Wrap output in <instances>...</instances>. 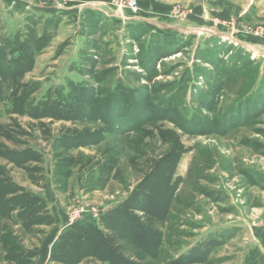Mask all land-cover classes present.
Instances as JSON below:
<instances>
[{"label":"rangeland","instance_id":"rangeland-1","mask_svg":"<svg viewBox=\"0 0 264 264\" xmlns=\"http://www.w3.org/2000/svg\"><path fill=\"white\" fill-rule=\"evenodd\" d=\"M153 1L0 0L2 177L65 222L0 217V264H264V0Z\"/></svg>","mask_w":264,"mask_h":264},{"label":"trees","instance_id":"trees-1","mask_svg":"<svg viewBox=\"0 0 264 264\" xmlns=\"http://www.w3.org/2000/svg\"><path fill=\"white\" fill-rule=\"evenodd\" d=\"M5 154V158L8 157L9 159L7 160H10L16 165H20L21 162L26 160L17 159L12 154ZM3 173L4 170L0 167V217L6 215L7 212H5V210L10 206H20L24 208V211H29L31 209V206H34L36 204V201L25 194L16 195L15 197L11 198L6 197L5 195H7L9 192H15L18 190L7 179H4V177H2ZM128 210H132V208H130L129 205L126 204L122 210L117 212V223H119L121 219L127 217ZM143 212L146 213V211ZM22 215H28L29 220L31 218L30 211L28 213H20V216ZM89 227L92 229V231L94 230V227H91L90 225H81L72 227L71 229L66 231L62 236L63 241L55 249L56 253H54V257H57V259L64 258L65 262H72L75 260V258L81 259L85 258L86 256L100 258L102 261L109 260L108 253L112 252V247L107 242V237L102 238L100 235H98L100 234L98 231H94L95 233L93 235H86L85 237L83 235H80L83 229L86 230V228ZM0 241H2L6 245V248H8V254L15 253L16 256H18L16 257V259H19L20 257L22 258L23 252H21V248L15 244V241L10 233L5 236L0 235ZM9 246L11 249H9ZM66 247L69 248V252L65 249ZM71 248H73L75 251L70 250Z\"/></svg>","mask_w":264,"mask_h":264},{"label":"crops","instance_id":"crops-1","mask_svg":"<svg viewBox=\"0 0 264 264\" xmlns=\"http://www.w3.org/2000/svg\"><path fill=\"white\" fill-rule=\"evenodd\" d=\"M94 2L95 5H98V7L92 6V3ZM155 3V0L153 1ZM106 0H75L74 4L71 7V10H69L71 13L73 12H79V11H88V10H93L101 15H103L106 18H117L116 20L118 21H126L128 20L127 17H122L119 18L117 16H113L109 11H107L106 9ZM27 161L33 160V159H26ZM35 161L38 159H34ZM12 166L16 167L15 163L11 162L10 160H8ZM25 165V164H24ZM23 165V166H24ZM18 166V165H17ZM3 170H5V168L3 166H0ZM27 168V167H24ZM4 175V173H3ZM10 178H8V181L11 183V181L9 180ZM12 184V183H11ZM21 190L15 191V192H9L6 197L11 198V197H15L16 195H20ZM32 195V194H31ZM32 199H34L36 201V204L34 206H31V209L29 210L31 212V218L30 220L28 219V215H22L20 216V213H28L29 211H24V208L20 207V206H13V207H7V209L5 210L6 215L5 216H1V218H7L8 220H10L13 224H17L21 227H25L26 223L30 222V221H36L34 222L33 227L35 226H40L43 224L44 222H53L54 224L57 223V225L60 224V226L64 223H61V221L59 220V218H57V216L55 214H52L51 212L47 213L45 211L41 210V203H39L41 200L37 197H33ZM38 213H40L41 218L37 217ZM43 213V214H42ZM38 219V220H37ZM40 220V221H39ZM53 220V221H52ZM62 220L64 221V217H62ZM76 224L74 225H66L65 228H63V230L61 232L58 233V236L61 234H63L64 232L68 231L69 229H71L72 227H74ZM1 235V234H0ZM21 252H23L22 257H24V249L22 250L21 248ZM5 254H8V252H5ZM21 258V257H20Z\"/></svg>","mask_w":264,"mask_h":264},{"label":"built area","instance_id":"built-area-1","mask_svg":"<svg viewBox=\"0 0 264 264\" xmlns=\"http://www.w3.org/2000/svg\"><path fill=\"white\" fill-rule=\"evenodd\" d=\"M134 4V3H133ZM94 215L93 216H95L96 217V213H93Z\"/></svg>","mask_w":264,"mask_h":264}]
</instances>
